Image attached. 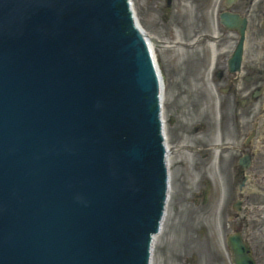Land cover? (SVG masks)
Wrapping results in <instances>:
<instances>
[{
    "label": "water",
    "instance_id": "obj_1",
    "mask_svg": "<svg viewBox=\"0 0 264 264\" xmlns=\"http://www.w3.org/2000/svg\"><path fill=\"white\" fill-rule=\"evenodd\" d=\"M219 19L237 72L247 19ZM151 47L131 0H0V264H151L170 188Z\"/></svg>",
    "mask_w": 264,
    "mask_h": 264
},
{
    "label": "rangeland",
    "instance_id": "obj_2",
    "mask_svg": "<svg viewBox=\"0 0 264 264\" xmlns=\"http://www.w3.org/2000/svg\"><path fill=\"white\" fill-rule=\"evenodd\" d=\"M140 1L145 3L144 10L139 12L136 0H131L133 10L139 25L151 38L170 44L196 33V16L192 12L188 16L191 26L170 30L163 18L167 9L162 0ZM243 11H247L250 30L260 19L259 11L264 13V0L251 4L246 1ZM250 41L249 38L246 57L248 53L254 55L253 59L255 55L263 57L260 41ZM225 48L227 51L229 45L225 47L223 40L212 47L204 44L185 48L163 43L152 47L163 80L162 111L172 153L169 199L161 230L153 243L151 264H231L225 234L233 229L241 231L251 242L257 264H264V123L260 125L264 111L258 110L264 97L243 110L229 96L219 93L214 71L223 68ZM250 110L252 116L260 117L255 137L262 138L258 140L260 167L256 190L250 194L236 193L241 178L236 165L238 151L224 147L216 154L214 147L206 150L209 156L204 159L181 149L173 151L188 142L202 147L214 143L240 145ZM236 198L243 200L241 205L246 209L231 219V203ZM245 210L249 220H242Z\"/></svg>",
    "mask_w": 264,
    "mask_h": 264
},
{
    "label": "flooded vegetation",
    "instance_id": "obj_3",
    "mask_svg": "<svg viewBox=\"0 0 264 264\" xmlns=\"http://www.w3.org/2000/svg\"><path fill=\"white\" fill-rule=\"evenodd\" d=\"M160 1V0H158ZM164 2V7L167 9V16H163L164 20L167 21L166 28L167 29H186L191 26L189 23V12H192L194 16H196V24L193 26V30L196 33L191 37H183L180 40H176L172 43L179 42L180 47L185 48H193L198 45L207 44L212 47L219 43V41L223 40L225 47L234 42L235 39V31L234 30H226L219 22V12L222 8H229L231 10L237 12H243L245 8V2L249 0H162ZM151 3V1L149 0ZM139 12L144 10L145 3H142L140 0H136ZM147 8L150 5L147 3ZM137 17V16H136ZM257 25L254 28L249 30L247 28L246 39L249 38L252 42L260 41V44H264V13L259 11ZM191 22V21H190ZM249 26V24H248ZM207 30V31H206ZM199 31V32H198ZM226 38V39H222ZM158 40L155 39V42ZM160 41V40H159ZM250 41V42H251ZM248 48V46H247ZM247 48L244 54L245 62L242 65V72L240 76L230 73L227 70L225 65V60L228 55V49L224 52L223 58V68L216 69L214 71V77L217 79L218 87L217 90L224 96H229L231 99L236 102V105L246 110L247 107L251 106L252 102L257 99L264 97V64L262 61L253 59L254 55L251 53L247 54ZM253 60V62H252ZM242 96V97H240ZM262 103H264V99H262ZM259 111H264V106H260ZM259 116V115H258ZM257 115L252 116L251 110L247 113V125H245L244 136L242 139V143L240 146L235 145H222L220 147H230L242 154L248 155L246 159H244L245 168L239 164L238 158L236 159V165L238 169L241 171V178L238 183L244 180L242 185V191L239 192L236 190L237 194L244 193L246 195L253 192L255 186L257 184V170L260 167V163L257 162V152L259 150L258 141L260 138L255 137V131L258 129V117ZM264 123V116L261 119L260 125ZM206 127V126H204ZM198 127H194L193 131H196ZM184 150V153H188L189 155L198 156L201 158H206L209 155L206 153V150L213 149L212 145H208L206 147H202L199 143H181L178 147L174 148L173 151ZM171 148L169 147V155H168V169L170 176V155ZM170 184V179H169ZM239 184H237L238 186ZM236 186V187H237ZM238 191V192H237ZM237 198L235 199V201ZM241 203L238 202L235 204L236 209H232L233 214L239 216L241 210ZM235 215H232L233 217ZM242 220H248V217L243 215Z\"/></svg>",
    "mask_w": 264,
    "mask_h": 264
},
{
    "label": "bare ground",
    "instance_id": "obj_4",
    "mask_svg": "<svg viewBox=\"0 0 264 264\" xmlns=\"http://www.w3.org/2000/svg\"><path fill=\"white\" fill-rule=\"evenodd\" d=\"M152 47H153V46H152ZM152 47H151V48H152ZM260 56H261V54H260Z\"/></svg>",
    "mask_w": 264,
    "mask_h": 264
}]
</instances>
